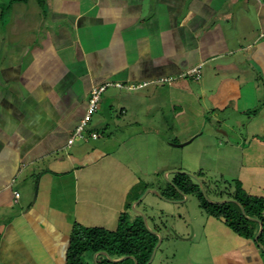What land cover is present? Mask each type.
Masks as SVG:
<instances>
[{
	"label": "crops",
	"instance_id": "obj_1",
	"mask_svg": "<svg viewBox=\"0 0 264 264\" xmlns=\"http://www.w3.org/2000/svg\"><path fill=\"white\" fill-rule=\"evenodd\" d=\"M263 29L264 0H0V264H65L75 224L115 230L165 171L139 167L153 146L264 198ZM205 222L231 242L208 232L214 264H264Z\"/></svg>",
	"mask_w": 264,
	"mask_h": 264
},
{
	"label": "rangeland",
	"instance_id": "obj_2",
	"mask_svg": "<svg viewBox=\"0 0 264 264\" xmlns=\"http://www.w3.org/2000/svg\"><path fill=\"white\" fill-rule=\"evenodd\" d=\"M164 135L166 138L169 134ZM187 156L179 150L169 148L165 143L163 148L153 146L152 150L146 153L143 164L139 165L148 173L165 170L158 174L156 172L148 174L144 182L146 190L143 195L133 201L136 202L134 206L133 202L128 206V214L132 218L139 215L150 232L157 230V233L154 232L157 236V244L161 239L153 260L147 264H214L212 251L215 248H212L210 244H217V242L213 237L219 235L223 239L218 237L220 240L217 248H220L221 244L224 246L231 243H227V237L223 231L206 226L207 215L200 208L195 196L182 195L176 202L168 201L166 198L165 201L163 200V190L174 178L175 172L187 174L199 185L204 198L209 202H222L232 192L227 186L231 181L228 180L227 184L225 181L220 182L219 177L215 175L213 176V179H217L215 186H209L208 182L201 178L205 182L202 188L198 173L193 174L197 170L193 158L187 159ZM149 189L155 190V195L150 192L148 194ZM225 227L230 230L226 225ZM208 232L213 236H210L213 243H210L211 238ZM259 251L264 258L262 251Z\"/></svg>",
	"mask_w": 264,
	"mask_h": 264
},
{
	"label": "trees",
	"instance_id": "obj_3",
	"mask_svg": "<svg viewBox=\"0 0 264 264\" xmlns=\"http://www.w3.org/2000/svg\"><path fill=\"white\" fill-rule=\"evenodd\" d=\"M16 1L26 0H10V5ZM229 186L233 191L224 202H209L196 182L178 172L164 188L162 196L171 202L182 195L195 196L207 216L222 220L239 237L254 241L264 255V198L247 195L238 181ZM154 232L144 226L141 216L132 218L128 210L120 215L113 231L75 224L70 233L65 264H147L157 244Z\"/></svg>",
	"mask_w": 264,
	"mask_h": 264
},
{
	"label": "built area",
	"instance_id": "obj_4",
	"mask_svg": "<svg viewBox=\"0 0 264 264\" xmlns=\"http://www.w3.org/2000/svg\"><path fill=\"white\" fill-rule=\"evenodd\" d=\"M261 36H264V29L262 31ZM187 75L192 77V78H194L195 80H199V78H200L199 68L191 69L187 73ZM170 79L172 80L173 78H170ZM162 81L163 82H167L168 79L165 78V79H162ZM112 85H115L117 87H122V85H120V84H112ZM145 85H146V83L139 84V85L136 86V88H141V87H144ZM106 87H107V85H104V86L93 88L91 90L90 97H89V100H88V107H87L86 113H85L84 117L82 118L80 124L77 126L76 131L74 133V137L75 138H81L82 137V132L84 130V127L90 121V118H91L93 112H95V110L97 109V105H98V102H99V97H100L101 93L104 91V89ZM91 136L95 138L97 135L96 134H91ZM72 140L73 139H70V142H72ZM14 197L18 198L19 197V193L15 192L14 193Z\"/></svg>",
	"mask_w": 264,
	"mask_h": 264
},
{
	"label": "water",
	"instance_id": "obj_5",
	"mask_svg": "<svg viewBox=\"0 0 264 264\" xmlns=\"http://www.w3.org/2000/svg\"><path fill=\"white\" fill-rule=\"evenodd\" d=\"M178 146H180V145H178ZM201 187H202V185H201ZM222 202H224V201H222ZM222 202H218V201H216V202H213V203H222ZM260 232H261V227H260V229H259L258 234H259ZM255 239H257V236L255 237ZM160 242H161V239H159L158 244L155 246V248H154V250H153V252H152V255H151V257H150L149 262H151V261L153 260V257H154V255H155V252H156V250H157L158 245L160 244ZM149 262H148V263H149ZM135 264H136V263H135Z\"/></svg>",
	"mask_w": 264,
	"mask_h": 264
}]
</instances>
